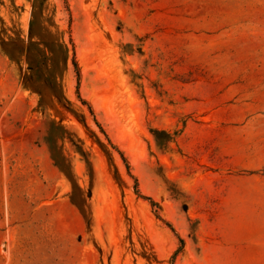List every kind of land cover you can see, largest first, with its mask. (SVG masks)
<instances>
[{
    "label": "rangeland",
    "instance_id": "rangeland-1",
    "mask_svg": "<svg viewBox=\"0 0 264 264\" xmlns=\"http://www.w3.org/2000/svg\"><path fill=\"white\" fill-rule=\"evenodd\" d=\"M0 264H264V0H0Z\"/></svg>",
    "mask_w": 264,
    "mask_h": 264
},
{
    "label": "trees",
    "instance_id": "trees-1",
    "mask_svg": "<svg viewBox=\"0 0 264 264\" xmlns=\"http://www.w3.org/2000/svg\"><path fill=\"white\" fill-rule=\"evenodd\" d=\"M181 241V240H180Z\"/></svg>",
    "mask_w": 264,
    "mask_h": 264
}]
</instances>
